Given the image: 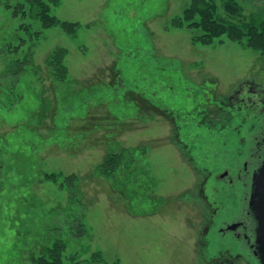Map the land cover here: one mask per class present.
<instances>
[{"label": "rangeland", "instance_id": "374dc122", "mask_svg": "<svg viewBox=\"0 0 264 264\" xmlns=\"http://www.w3.org/2000/svg\"><path fill=\"white\" fill-rule=\"evenodd\" d=\"M27 1L0 0V264H33L57 239L63 264H199L188 196L196 175L175 143L197 166L221 170L223 143L239 124L229 96L264 89V56L226 35L203 44L200 30L174 26L191 0H43L60 23L78 24L74 34L42 28ZM226 1L215 0L225 23L264 20V0H235L236 19ZM17 4L25 17L10 16ZM23 24L26 34L15 31ZM4 39L18 46L10 55ZM58 52L63 81L53 75ZM26 56L38 69L8 89L16 79L7 67ZM221 109L231 123L219 122ZM115 155L126 165L106 169Z\"/></svg>", "mask_w": 264, "mask_h": 264}, {"label": "flooded vegetation", "instance_id": "af4514ba", "mask_svg": "<svg viewBox=\"0 0 264 264\" xmlns=\"http://www.w3.org/2000/svg\"><path fill=\"white\" fill-rule=\"evenodd\" d=\"M232 95L229 101L235 100L238 104L239 109L235 110L239 124L230 134L231 140L223 143L229 151L225 155L229 162L221 170L197 166L196 161L190 160L191 150L182 141L174 142L196 175L195 194L188 196L198 210L199 264H260L255 255L256 224L249 201L253 175L264 160V89L238 87ZM203 115L196 112L193 119L198 117L199 123L212 128L215 122ZM217 118L223 124L233 121L230 110L226 109L219 110ZM238 127H246L245 133L241 135ZM180 133L175 128V137L181 138ZM211 251L214 255H209Z\"/></svg>", "mask_w": 264, "mask_h": 264}, {"label": "trees", "instance_id": "16d2710c", "mask_svg": "<svg viewBox=\"0 0 264 264\" xmlns=\"http://www.w3.org/2000/svg\"><path fill=\"white\" fill-rule=\"evenodd\" d=\"M27 2L29 6L28 15L30 19L38 21L42 28L48 29L51 27L60 26L64 28L69 34H74L76 31L78 25L77 23H60L59 20L50 15V7L43 0H29ZM18 5L19 4H17V6ZM17 6L14 7V10L10 16H13L14 18L25 17L27 12L25 11L24 6ZM223 7L226 10L225 14L230 18L236 19L240 14V8L238 7L235 0H227ZM180 20H182V23ZM172 23L174 26H186L187 28L200 30L202 32L201 36L198 35L195 38L203 44H208L214 38L226 35L230 40L241 43L244 48L250 49L264 56V20L252 22L248 25H243L242 27L235 24L225 23L223 19L217 18V5L215 0H191L189 5L184 9L182 17H177ZM17 30H22L26 34L28 27L23 24L15 31ZM18 37L19 38L16 39L19 42V46L20 43L24 41V39L23 37ZM5 40L6 39H4L3 44H1L3 49L2 52L3 54L10 55L14 49L18 48V46H13L12 41L5 43ZM53 55L56 57V59L53 61V63H55L53 75L58 80L63 81L66 76V67L62 62L64 55L62 52H58ZM29 67L34 70L38 69L33 65L28 56H26V58L23 60H17L7 67L5 71L6 78L8 75L12 74L16 79L13 82H6L8 89H12V87L18 83V78H21L26 72V68ZM18 96H21V94H18ZM0 102H4L2 98H0ZM48 109L49 106L43 103L42 113H47ZM121 161L122 164L124 163L122 166L126 165L125 159L122 156L115 155L109 157L105 161L106 169L111 168L115 164L120 165ZM47 178L48 180H56L54 175L50 177L47 176ZM65 181L68 182V185H70L71 182H76L74 177H68ZM64 246L65 245L59 239L55 240L50 247H46L44 252L42 251V254L38 258L32 261L33 264H63L62 254L65 250Z\"/></svg>", "mask_w": 264, "mask_h": 264}, {"label": "water", "instance_id": "95a60500", "mask_svg": "<svg viewBox=\"0 0 264 264\" xmlns=\"http://www.w3.org/2000/svg\"><path fill=\"white\" fill-rule=\"evenodd\" d=\"M249 208L255 221V255L264 264V160L252 179Z\"/></svg>", "mask_w": 264, "mask_h": 264}]
</instances>
